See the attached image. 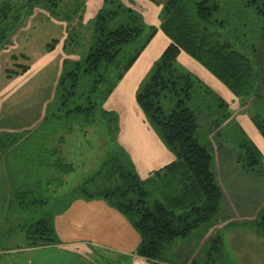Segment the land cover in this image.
<instances>
[{"label": "trees", "instance_id": "obj_1", "mask_svg": "<svg viewBox=\"0 0 264 264\" xmlns=\"http://www.w3.org/2000/svg\"><path fill=\"white\" fill-rule=\"evenodd\" d=\"M49 1L53 14L59 15L64 1ZM85 1L80 0L79 7ZM35 2L44 6L47 0ZM162 8L160 25L149 26L143 13L125 1L104 0L93 17L87 55L64 58L54 98L47 103L39 125L21 132H0V161L10 188L2 203L3 217H19L29 245L58 243L59 237L54 222L57 212L48 207L41 212L51 202L44 195L45 184L27 178L32 171H42L49 187L65 184L67 174L76 168L65 161L60 148L65 138L59 134L65 128L71 132L75 127L103 126L110 140H117L118 113L99 108L161 29L170 42L139 87L136 101L175 159L142 178L127 148L118 144L107 150L105 160L89 179L58 198L69 199L65 207L77 198L106 201L138 231L141 243L137 254L153 264H221L226 259L228 251L219 231L227 225V216L220 215L228 213L221 211L230 195L227 197L219 183L211 146L200 140L197 131L199 114L206 113L208 103L212 102L216 111L229 103L200 76L184 70L179 57L187 53L237 97L264 99V0H164ZM20 9L13 0L0 6V50L6 46L10 31L12 35L22 23L16 14ZM77 12H66L64 17L70 19ZM70 33L65 52L66 42L77 35ZM55 41L58 39L47 45L49 50ZM18 62L15 69H7L11 76L28 70L27 64ZM99 111L105 120L98 117ZM227 115L228 111L223 117ZM250 119L264 138V115L255 113ZM236 142L239 162L262 175L264 155L258 145L247 136ZM249 207L251 210L246 207L243 214L252 215L250 220L264 236V201ZM229 209L234 211L233 206ZM205 225L209 227L206 234L213 225L217 231L200 252L204 256L194 253V248L181 255L177 250L172 252V244L190 239Z\"/></svg>", "mask_w": 264, "mask_h": 264}, {"label": "rangeland", "instance_id": "obj_2", "mask_svg": "<svg viewBox=\"0 0 264 264\" xmlns=\"http://www.w3.org/2000/svg\"><path fill=\"white\" fill-rule=\"evenodd\" d=\"M6 1L11 3V0H0V6L5 5ZM35 1L36 0H13L16 5L21 7L16 14L19 17L21 16L22 23L17 26L18 28L15 29L12 35L10 31L7 42V44H9H6V46H3L0 50V78L4 74V70L15 69L16 67V64L11 65L10 58H6L7 53L9 51L11 52V46L14 45L20 48L17 49L19 54H21H17L18 59L23 57L22 52L25 50L29 51L34 49L35 51V49L40 47L41 44L51 43L54 39L61 38L65 32L69 33L70 31L77 33V35L73 34L74 40L70 39L66 42L67 52H65V57L68 56V58L82 59L88 53L93 34V17L98 8L103 5L104 0H86L82 7H79V5H81L80 0H63L64 2L60 6L61 10L57 16L53 14L52 5H50L51 2L49 0H47L44 6H42L43 3L40 5ZM123 1H125L129 6H132L142 12L149 26L154 25L158 27L161 22V11L163 9L162 3L164 0ZM32 5L34 6L33 10L31 8ZM74 9H77L78 12L74 14V16H71L70 19H66L64 17L66 12H72ZM150 30V27L147 28L148 32ZM66 36L67 35H65V37ZM169 42V37L165 35L161 29H158L133 65L131 73L127 77L129 78V81L136 78L140 80L137 91L141 84L150 75L154 62L159 58L160 52ZM31 58L34 60L33 55H31ZM63 61L64 59L61 63L57 62L54 66H48L45 71L42 70V74L40 75L42 76L40 77L42 80H46L48 82L44 91V95L49 97L48 102L53 100L55 87L57 85L52 82L53 73L58 75L60 72L61 75ZM21 63H27L26 58H21ZM179 65L184 70L193 72L194 74L200 76L210 88L224 97L229 103L228 107L222 108L220 111L215 110V105L211 106L212 102L208 103L207 105H209V107L206 108V113L203 114V112H201L199 114L201 124L199 125L197 131L200 140L211 146L212 151L215 154L214 167L218 173L219 183L221 184L224 192L227 194V197L230 195V198L223 202V208L221 211V214L223 212L228 213L220 215V217L227 216V219L225 220V223L227 224L225 226L226 228L221 229L219 234L225 236L226 251H228L226 259L220 263L264 264V236L260 234V230L256 222H254V220H250L252 215H247L249 213L243 214V210H251L249 205H252L255 202H258L259 205L264 201V173L259 175L253 171H248L243 167L242 163L238 160L239 147L238 142H236L237 140H244L247 136L258 145L264 155V138L255 128L250 119V115L255 113H261L264 115V99L258 97L247 99L235 96L221 81L209 73L202 65L185 52H183L179 57ZM34 101L37 102L36 99L19 101L16 108V112L19 115L11 116V113L6 111L3 115L4 122L10 121L11 125V121L14 120L13 117H16L14 121H16L19 125L22 123L23 126H34L35 124L33 123L38 121L36 114H39L38 104ZM28 106H33V108ZM27 108H30V110ZM102 108L116 111L119 115V124L121 121L120 116L123 120V116H128L129 113V119L122 121L120 124L122 127L119 126V133L122 134V128L124 130L126 128L128 129L122 136H119L118 134L117 140L114 142L110 140L111 137L106 131V137L109 139L106 141L107 143L103 145V138L101 137L103 131L99 126L91 127V133L87 140H96L97 146L94 151L93 149L90 151V157H88L87 155H89V153L87 152L84 156V151L82 150H86L88 146L92 147L93 144L88 143L87 146L85 144L79 145L77 153L78 155H81V159L77 160V164L75 165L76 169L68 176V181L65 184L66 187L64 192L68 193V195L69 193H72L76 186L84 182L86 179H89L99 169L101 163L105 160L106 155L99 158H96L95 155L98 154V151H100L102 147L107 148L108 144H112L114 146H117L118 144L125 146L124 144L127 142L138 148L131 149L129 153L131 154V157L133 158L137 170L142 178L149 177L154 169L170 162L168 161L169 159H165L166 156H162L161 153L157 154L153 161L152 154H146V152L143 154L145 149L141 147L140 142L136 143L134 140H129V138H131V134L128 135V133L131 125L128 124L134 119V111L136 109L142 112L145 119V125L152 133V139L155 141V144L159 146V149L155 148V152L159 151L161 147H164L171 157H173V159L175 158L174 154L162 141L155 128L147 120L136 101V96L134 102L125 101L117 104L114 108H106L104 103L99 110H102ZM226 111H228V115L227 117H223V114L226 113ZM20 113L31 115V119L18 118ZM97 115L105 120V118L102 117L101 111H99ZM94 129L96 130L97 135H95L96 133ZM62 131H66V128ZM146 136H144V138ZM158 158L159 161H156ZM44 195L46 196V193ZM52 196H55L53 192L47 193V197L50 198L51 202L48 203V206L45 205L41 212L47 207L54 208L55 212L63 210L65 205L69 202V199ZM232 206L234 210L233 212L229 209V207ZM246 207H248V209ZM4 210V207L0 208L1 216L5 214ZM6 220V227L1 228L0 230V248H10L12 245L11 243L14 242L19 244L22 242L20 241L21 238L24 237V232L20 227V220L18 216L15 217V215H12L7 219L4 218V221ZM206 227L208 226L205 225L202 229L195 230L190 239L177 240L175 245L172 244V252L173 250H177L180 253L179 255H181L185 253L184 250H191L192 252L194 248V253L199 252L198 254H201L200 252H203L207 248L211 235L217 231L214 229L213 225L209 229V233L206 234ZM201 256L204 255L201 254ZM177 258V260H179V256H177Z\"/></svg>", "mask_w": 264, "mask_h": 264}, {"label": "crops", "instance_id": "obj_3", "mask_svg": "<svg viewBox=\"0 0 264 264\" xmlns=\"http://www.w3.org/2000/svg\"><path fill=\"white\" fill-rule=\"evenodd\" d=\"M69 33L65 32L61 38H57L58 42L51 50H49L47 46L49 43H43L40 47L35 49V51L34 49L29 51L23 49L25 50L22 52L23 57L18 59L15 57L19 54L17 49L20 48L15 45L11 46V52L9 51L7 53L6 58L11 59V65L18 62L17 60L21 61V58H26L27 63L25 64L28 65V70L22 74L12 76L7 69L3 71L4 74L0 78V132H21L30 130L37 127L42 121L46 112L49 97L44 95L45 87L48 82L42 80L40 78L42 76L40 75L42 74V70L45 71L48 66H54L57 62L61 63L64 59V43ZM65 35L67 36L65 37ZM31 55H33L34 60H32ZM132 67L120 80L113 93L105 102L106 108H114L117 104L125 101L134 102L140 80L136 78L129 81L127 76L130 75ZM55 74L56 73H53L52 82L57 84L60 72L58 75ZM28 99H36L37 102H34L38 104L39 114H36L38 121L33 123L35 124L34 126H23L22 123L19 125L14 121L16 117H13L14 120L11 121V125L10 121L4 122L3 115L6 111L11 113V116L19 115L16 112L19 101H27ZM28 107L33 108V106ZM30 108L27 109L30 110ZM134 112V119L128 124L131 125L128 133V135L131 134L129 140H134L136 143L140 142L141 147L145 149L143 154L145 152L146 154H152L153 161L157 154L161 153L162 156H166L165 159H169L168 161L172 162L175 158L173 159L164 147H161L159 151L155 152V148L159 149V146H157L152 139V133L145 125V119L142 112L138 109ZM18 118L31 119V115L20 113ZM128 119L129 113L128 116H123V120L120 116V124L122 121ZM99 127L103 131L101 137L103 138V145H105L109 138L106 137L105 127ZM127 129L128 128L124 130L122 128V134L119 133V136L125 134ZM94 131L96 133L95 135H97L95 129ZM90 133L91 127L84 129L75 127L71 132L68 130L60 132L59 135H64L65 138V141L60 145L65 161L72 162L74 166L77 164V160L81 159V155H78L77 153L80 144H85L86 146L88 143L93 144L92 147L88 146L86 150H82L84 151V156L88 152L89 155L87 156L90 157V151L92 149L94 151L97 146L96 140H87ZM144 136L146 137L144 138ZM124 145L129 152L133 148L138 149L131 143L126 142ZM114 147L115 146L112 144H108L107 148L102 147L95 157L99 158L105 156L108 152L107 150ZM156 161H159V158ZM157 169H154L153 172ZM74 171L75 170L67 174L65 184L68 181V176ZM20 181H25V178H21ZM27 181L33 183L39 181L42 184H45L44 190L46 195L51 192L55 195L52 197H63L68 195V193L64 192L66 187L65 184L56 188L53 186L49 187L46 184L47 178L42 171H39L38 173L32 171L29 178H27ZM12 190L11 187V191ZM9 192L10 188L7 182V173L0 161L1 207L3 200L8 196ZM54 222L59 237L58 243L31 246L27 243L24 233V237L20 240L22 242L19 244L14 242L11 243L12 245L10 248H0V264H153L151 261L137 254V248L141 243V236L138 231L134 228L127 217L116 208L109 206L103 199L86 200L83 198H77L65 207L64 210L57 211ZM6 223L7 220L4 221V217L0 215V230L1 228L6 227ZM223 237L225 239L224 235Z\"/></svg>", "mask_w": 264, "mask_h": 264}]
</instances>
